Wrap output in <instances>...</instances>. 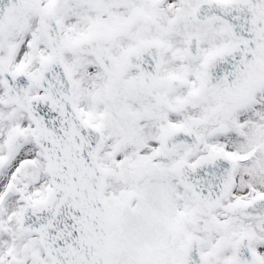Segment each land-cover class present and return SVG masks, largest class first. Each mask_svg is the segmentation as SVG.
<instances>
[{
	"label": "snow or ice",
	"instance_id": "1",
	"mask_svg": "<svg viewBox=\"0 0 264 264\" xmlns=\"http://www.w3.org/2000/svg\"><path fill=\"white\" fill-rule=\"evenodd\" d=\"M0 264H264V0H0Z\"/></svg>",
	"mask_w": 264,
	"mask_h": 264
}]
</instances>
